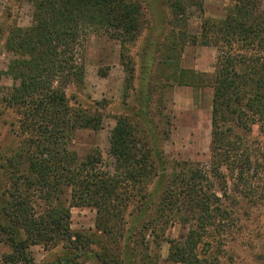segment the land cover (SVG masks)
Here are the masks:
<instances>
[{
    "label": "trees",
    "instance_id": "16d2710c",
    "mask_svg": "<svg viewBox=\"0 0 264 264\" xmlns=\"http://www.w3.org/2000/svg\"><path fill=\"white\" fill-rule=\"evenodd\" d=\"M24 1L33 7L32 25L12 29L6 42L12 57L7 76L14 85L5 103L17 111L19 120L18 146L1 166L0 234L12 253L0 259V264H36L32 247L73 243V208L95 209L97 229L113 235L132 203L142 204L144 213L157 205L147 192V183L156 173L140 124L127 117L118 120L111 139L115 161L111 173L99 168V149L85 159L71 150L79 131H97L101 124L100 115L75 110L69 102L68 90L85 82L86 69L79 56L82 33L87 29L112 32L128 47L145 26L141 4L133 0ZM225 1L231 3L226 18L204 21L201 35L202 45L218 52L210 177L223 180L222 170L227 168L242 181L257 160L250 153L241 154L235 129L251 133L253 126L264 128V15L259 11L262 0ZM167 2L171 21L183 23L178 35L175 30L170 34L186 44L190 4L203 0ZM209 179V172L190 165V170L173 176L157 200L158 218L148 216L143 221L141 217L144 239L153 225L162 234L177 221L188 226L185 240L171 249V259L179 264H203L198 248L227 217L221 199L208 186ZM135 227L127 239L132 245L138 243L133 242L138 236ZM113 262L122 264L120 259Z\"/></svg>",
    "mask_w": 264,
    "mask_h": 264
},
{
    "label": "rangeland",
    "instance_id": "374dc122",
    "mask_svg": "<svg viewBox=\"0 0 264 264\" xmlns=\"http://www.w3.org/2000/svg\"><path fill=\"white\" fill-rule=\"evenodd\" d=\"M133 1L141 4L145 18L142 34L134 44L123 47L112 32L87 29L82 33L79 56L86 69L85 82L68 90L69 102L75 110L100 115L101 124L97 131H79L71 150L85 159L99 149V168L111 173L115 165L110 154L111 139L118 120L127 117L140 124L156 173L147 183V192L157 205L144 213L142 204L132 203L125 221L117 224L113 235L97 229L95 209L73 208V243L32 247V258L36 264H116L113 259H120L122 264H179L171 259V249L173 244L185 240L188 226L177 221L162 234L153 225L146 239L144 230L139 228L142 215L143 221L148 216L160 215L159 200L173 176L193 165L209 172L208 186H213L228 211L221 226L214 228L198 248L203 264H264V128L253 126L251 133L235 129L241 154L250 153L257 160L246 180L239 181L227 168L222 170L223 180L210 177L213 82L218 52L202 45V25L206 20H224L231 3H191L189 39L182 44L171 36L173 30L180 33L183 23L178 19L171 21L167 0ZM259 11L264 15V0ZM32 22L31 4L24 0H0V180L4 175L2 164L18 146L19 115L5 103L14 85L7 76L12 57L6 42L12 29L29 28ZM134 224L138 236L133 242L138 243L132 245L127 239ZM11 253L10 244L0 234V259Z\"/></svg>",
    "mask_w": 264,
    "mask_h": 264
}]
</instances>
